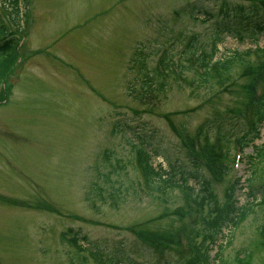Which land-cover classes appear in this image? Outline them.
<instances>
[{
	"label": "rangeland",
	"instance_id": "rangeland-1",
	"mask_svg": "<svg viewBox=\"0 0 264 264\" xmlns=\"http://www.w3.org/2000/svg\"><path fill=\"white\" fill-rule=\"evenodd\" d=\"M219 1L20 2L18 59L0 84V264H102L89 251L102 252L104 260L116 264L176 263L175 252L153 254L138 235L167 227L166 207L184 210L181 197L177 191L167 192L164 200L146 196L140 188L138 195L132 193L131 182L136 189L141 180L127 140L135 136L128 126L122 125L127 129L123 132L113 123L122 120L145 132L152 129L154 166L165 167L163 154L186 161L181 141L204 119L225 114L226 106L233 105L234 89L216 95L210 93L215 86L191 90L193 75L186 71L185 80H170L158 101L153 97L144 102L137 94L144 70L163 49L178 53L192 35L199 36L200 44L208 40L210 22L192 17L191 5L210 9ZM8 11L7 1L0 0L5 20ZM241 32V37L223 34L214 58L232 49L264 47V34ZM259 131L242 152L229 144L230 172L213 185L221 198L226 185L238 177L237 204H248L242 221L223 228L216 242L223 244L218 264H240L236 257L246 253L247 264H264L259 235L264 172L247 157L255 153L252 145L264 140V128ZM105 149L126 166L124 176L110 178L122 183L116 199L109 194L101 199L93 188L104 183L100 173L108 172L102 160ZM73 235L79 247L68 242ZM216 250V244L209 248L210 264H215Z\"/></svg>",
	"mask_w": 264,
	"mask_h": 264
},
{
	"label": "trees",
	"instance_id": "trees-1",
	"mask_svg": "<svg viewBox=\"0 0 264 264\" xmlns=\"http://www.w3.org/2000/svg\"><path fill=\"white\" fill-rule=\"evenodd\" d=\"M6 1L10 12L8 11L6 20L0 16V84L18 59L19 35L23 32L22 17L18 15L22 0ZM213 5L214 8L207 9L192 4L189 10L192 17L200 18L201 22H210L206 32L208 40L200 44L199 36L192 35L185 41L184 49L178 53H172L169 48L163 49L154 65L144 70L140 93L137 94L144 102L153 100V97H157L158 101V94L163 93L170 80H185L186 71L193 75L191 90H197L200 86H215V92L210 93L216 95L217 91L221 93L234 89L231 91L234 92L231 101L233 105L226 106L225 114L217 113L204 119L195 127L194 134L189 139L181 141L186 161L177 157L172 160L163 154L166 159L165 167L160 163L154 166L151 154L157 152L149 137L152 129L148 128L145 132L122 120L121 123H113L116 130L123 131V126H128V131L135 136L133 140L127 139L134 158V163L130 162L140 173L141 180L136 182V189L131 182L132 193L137 192L138 195L140 188L144 195L164 200L167 192L177 191L176 194L181 197L184 210L166 207V214H170L166 219L167 227L147 233L143 230V234L138 235L140 242L153 254L163 256L168 251L175 252L177 259L172 264H210L208 249L218 239L222 229L226 226L234 227L245 218L248 204L238 205L236 198L239 179L236 178L224 188L221 198L213 185L230 170L227 161L229 144L234 142L241 152L259 136L260 128H264V47L233 49L214 58L217 43L225 33H235L239 37L241 31L264 34V2L244 5L222 0ZM1 7L5 12V7ZM237 80L241 82L238 89H235ZM223 124L227 128H223ZM125 130L127 129L124 128L123 132ZM252 148L255 149V153H252L255 157L247 155L249 161L259 163L261 172H264V140L259 145L253 144ZM116 156L111 150L103 151L102 160L108 172L100 173L104 183L96 182L93 187L96 192L101 193V199L108 194L113 199L120 197L121 181L110 178L124 176L126 166ZM112 157L115 159L112 160ZM250 193L253 195L252 191ZM261 194L262 203L264 192ZM172 215L177 219L173 220ZM259 235L260 244L264 245V223L259 229ZM64 236L62 233V237ZM67 240L79 247L75 235ZM222 246L219 245L214 256L215 264L219 262V249ZM89 253L102 264H116L113 260H104L102 252ZM247 257L246 253L243 257H236V260L240 264H247L244 260Z\"/></svg>",
	"mask_w": 264,
	"mask_h": 264
}]
</instances>
